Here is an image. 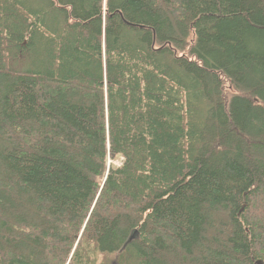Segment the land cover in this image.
Instances as JSON below:
<instances>
[{
  "label": "trees",
  "instance_id": "1",
  "mask_svg": "<svg viewBox=\"0 0 264 264\" xmlns=\"http://www.w3.org/2000/svg\"><path fill=\"white\" fill-rule=\"evenodd\" d=\"M258 261L264 0H0V264Z\"/></svg>",
  "mask_w": 264,
  "mask_h": 264
},
{
  "label": "rangeland",
  "instance_id": "2",
  "mask_svg": "<svg viewBox=\"0 0 264 264\" xmlns=\"http://www.w3.org/2000/svg\"><path fill=\"white\" fill-rule=\"evenodd\" d=\"M116 163H120L121 162V160H117V161H115Z\"/></svg>",
  "mask_w": 264,
  "mask_h": 264
},
{
  "label": "water",
  "instance_id": "3",
  "mask_svg": "<svg viewBox=\"0 0 264 264\" xmlns=\"http://www.w3.org/2000/svg\"><path fill=\"white\" fill-rule=\"evenodd\" d=\"M262 263V261H258V264H261Z\"/></svg>",
  "mask_w": 264,
  "mask_h": 264
}]
</instances>
